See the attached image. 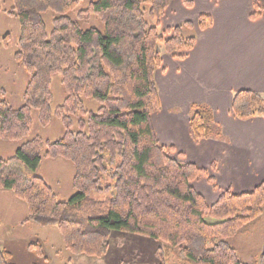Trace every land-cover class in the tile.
I'll return each instance as SVG.
<instances>
[{"label": "trees", "instance_id": "1", "mask_svg": "<svg viewBox=\"0 0 264 264\" xmlns=\"http://www.w3.org/2000/svg\"><path fill=\"white\" fill-rule=\"evenodd\" d=\"M169 1H90L76 16H95L101 30L83 28L68 15L80 0H10L3 12L18 23L13 57L28 79L22 105L13 107L0 98V140L23 139L33 110L42 126L51 123L52 115L59 119L63 134L50 141L36 135L12 156L0 157V188L25 203L22 223L57 227L73 255L104 256L110 233L118 231L161 242L164 254L158 253L159 264H166L170 253L186 264H264V252L246 262L231 242L252 231L264 216V182L239 193L227 188L209 204L193 185L208 175L207 169L171 157L173 147L161 144L155 135L151 114L160 108L154 80L161 66L160 50L182 57L194 44V36L183 33L193 28L191 22L167 29L169 37L160 31L159 19ZM251 1L252 17L264 12L260 0ZM48 11L55 14L50 29L44 18ZM210 22V16L200 15L197 25L203 28ZM7 35L2 38L4 47ZM55 74H60L65 96L53 111ZM85 99L95 101L97 109L87 108ZM231 111L239 119L264 116V97L251 90L236 91ZM189 113L193 141L221 136L217 127L212 128L209 107L192 104ZM107 156L117 158L115 191L98 201L89 191L97 188ZM43 158L72 164L76 191L69 200L59 201L43 177L18 167L36 171ZM29 250L44 259L41 242L30 243ZM0 264H14L9 251L0 249Z\"/></svg>", "mask_w": 264, "mask_h": 264}, {"label": "crops", "instance_id": "2", "mask_svg": "<svg viewBox=\"0 0 264 264\" xmlns=\"http://www.w3.org/2000/svg\"><path fill=\"white\" fill-rule=\"evenodd\" d=\"M190 1L186 5L183 0H170L159 19L161 30L191 22L193 28L185 30L194 36L193 46L182 57L161 54V66L154 72L160 108L187 113L192 104L209 107L222 139L216 140V154L202 152L208 161L203 154L201 162L194 161L205 166L216 160L219 179L225 183L221 187L235 193L248 191L264 182V116L239 119L231 103L239 90L264 97V12L252 17L251 0ZM260 4L264 8L261 0ZM200 15L211 18L203 28L197 25ZM177 139L169 143L176 144ZM256 228L261 241L258 252H262L264 216L252 231ZM250 240L243 234L231 242ZM25 248L29 253V246ZM0 249L11 253L8 247Z\"/></svg>", "mask_w": 264, "mask_h": 264}, {"label": "rangeland", "instance_id": "3", "mask_svg": "<svg viewBox=\"0 0 264 264\" xmlns=\"http://www.w3.org/2000/svg\"><path fill=\"white\" fill-rule=\"evenodd\" d=\"M90 1L94 0H80L79 6L69 12L68 15L76 19L83 28L96 26L103 30L102 23L95 16L91 15L87 19H81L76 16L77 12L86 8ZM261 2L264 4V0H261ZM10 6V0H0V98L7 99L13 107H19L23 103L22 95L28 75L17 65L13 57L17 49L18 23L15 18L9 17L3 12L4 9H8ZM54 15L51 11L44 14L48 29L51 27V20ZM160 31L164 34V37L171 35L167 30L160 29ZM183 33L184 35H191L186 30ZM6 34H8V41L7 46L4 47L2 38ZM160 52L161 54L166 53L163 48H161ZM51 90L53 93L51 108L54 111L55 107L62 102L65 96L60 74H55L52 77ZM85 104L87 108L92 110H96L98 107L96 102L91 99H85ZM189 112L165 111L159 108L151 114V121L159 142L165 146L173 147L174 150L170 152L171 157L178 161L196 163L194 160L201 162L200 158L205 157L202 152L216 154L218 150L216 140H221L222 136L219 138L210 136L198 142L193 141L188 132ZM31 117L29 133L23 139L17 141L0 140V157L8 158L12 156L22 142L36 135L43 140L50 141L59 138L63 134L61 122L54 115H52L51 123L47 126H42L39 123L36 110L32 111ZM212 128L213 130L217 129L215 126ZM73 129L77 128L74 127ZM175 137L178 138L177 141L175 140L176 144H170L171 139H175ZM198 144L202 146L200 149L197 148ZM201 154H203L202 157H200ZM116 161L117 158L110 160L108 156L106 157L103 163L105 169L101 173L97 188L89 191L91 198L104 201L114 195ZM196 164L205 167L208 175L198 181H194L193 185L205 197L207 203L210 204L217 199L220 192L227 188L221 187L225 183L221 182V178L219 179L216 160H211L205 166ZM18 167L24 172L43 177L53 189L59 201L69 200L76 191L72 185L73 166L67 160L62 158H43L36 171H30L27 166L22 164H19ZM211 177L213 180H209ZM213 185L216 187L214 188ZM25 217V203L16 198L11 190L0 188V248L8 247L11 250V261L14 264H30L31 262L43 264H159L158 253L161 251L160 253L164 254L161 242L137 235L112 231L109 238V250L104 256L96 258L85 255H73L64 247L57 227H41L34 223H22ZM243 234L251 237L250 242L239 241L235 244L233 243V245L239 250L243 261L252 262L264 252H258L260 249L258 244L261 242L260 235L256 228L254 231L250 230L249 232L238 234L236 237L243 236ZM36 241L42 244L44 259L38 257L31 250L28 251L29 253L26 251L25 245L29 246L30 243ZM166 264H186V262L181 261L170 253L166 259Z\"/></svg>", "mask_w": 264, "mask_h": 264}]
</instances>
